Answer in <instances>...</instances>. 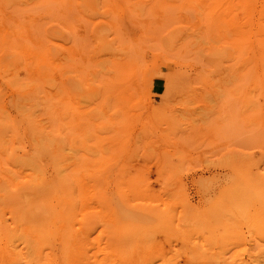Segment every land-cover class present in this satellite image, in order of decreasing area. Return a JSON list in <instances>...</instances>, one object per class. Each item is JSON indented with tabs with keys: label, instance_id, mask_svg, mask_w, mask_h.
<instances>
[{
	"label": "rangeland",
	"instance_id": "rangeland-1",
	"mask_svg": "<svg viewBox=\"0 0 264 264\" xmlns=\"http://www.w3.org/2000/svg\"><path fill=\"white\" fill-rule=\"evenodd\" d=\"M253 1L239 50L219 0H0V189L47 208L39 264L79 263L62 254L84 215L91 264H264Z\"/></svg>",
	"mask_w": 264,
	"mask_h": 264
},
{
	"label": "bare ground",
	"instance_id": "bare-ground-1",
	"mask_svg": "<svg viewBox=\"0 0 264 264\" xmlns=\"http://www.w3.org/2000/svg\"><path fill=\"white\" fill-rule=\"evenodd\" d=\"M218 1V0H217ZM219 1H221V3H224V7H222V13L224 14V16H223V14H222V16H223V20H225V21H227L226 23L227 24H230V26H231V28H232V30H233V33L234 34H232L231 36L233 37V40H232V43H231V45H233L232 47H234L235 49H236V47L240 50V49H242V47H244V45L246 44V42H247V40H248V37H249V35L251 34V32H250V29L249 28H246V26H245V24H248L249 23V21H250V18H251V16H250V8L251 7H253V5L255 4V3H253L254 1L253 0H219ZM241 11L242 13H243V16H241V15H239L240 17H242V19H240V18H238L237 17V11ZM226 14H227V17H226ZM262 19H264V5H262ZM219 22V21H218ZM221 22H224V21H221ZM220 23V22H219ZM225 23V22H224ZM222 24V23H221ZM224 25V24H223ZM259 28V31L257 32V33H254V36L256 37L255 39H257V37L259 36L260 37V44H261V48H262V51H264V25H262V27L261 26H259L258 27ZM219 35H220V33H219ZM218 38V37H217ZM217 42H218V40H217ZM213 44V43H212ZM184 47V46H183ZM219 51V50H218ZM179 80V79H178ZM43 180V179H42ZM41 179L39 180V181H37V182H35L33 185H32V187L30 188V189H26L25 190V192H28V193H32L33 191H35L37 188H39V187H42L41 185H42V183H43V181H42ZM52 182V181H51ZM47 183V182H46ZM45 183V184H46ZM49 183V182H48ZM46 185H48V184H46ZM50 185H51V183H50ZM44 187V186H43ZM67 187V186H66ZM64 188V187H63ZM67 190V189H66ZM0 192H1V197H0V206H2L6 201H8V204H9V206L10 207H14L13 209H1L0 208V241H5L6 242V244L8 245V243L9 244H12V243H16V245H17V243H18V248H13V249H7V251H6V253H5V255H2L1 256V258H0V264H18L19 263V261L21 260V256L22 257H24V258H26V259H28L29 261H30V264H39L38 263V260H37V257H43V256H41L43 253H41V249H42V247L43 246H41V248L40 249H37L36 248V242L37 241H39V239L37 240L36 239V237H38V235L36 234V233H34V224H36L37 223V220H36V223H33V219L34 218H32V217H34V214H37L38 215V213L40 212H45L46 210H47V208L46 209H25L22 205H21V200H17V204H19V205H16V199L13 197V195L11 194V193H9L6 189H4V188H1L0 189ZM65 193H68V192H65ZM67 195V194H66ZM61 196V195H60ZM64 196H65V194H64ZM68 196V195H67ZM41 203H42V205H43V200H39ZM70 201V200H69ZM85 201V200H84ZM61 202V201H60ZM79 202V201H78ZM46 203V202H45ZM45 206V205H44ZM49 208V207H48ZM51 208V207H50ZM61 208H63V207H61ZM8 210V211H7ZM51 210V209H50ZM57 210V209H56ZM59 210V209H58ZM61 210V209H60ZM63 210V209H62ZM66 210V212H69L70 211V209H64V211ZM68 210V211H67ZM73 211H70L71 213H68V215L69 214H72L73 212H75L76 214H77V212H79L78 214L80 215V214H83V213H85V212H87V209H72ZM55 211V210H54ZM63 211V212H64ZM50 212V211H49ZM58 212V214H59V211H57ZM62 212V211H61ZM60 212V213H61ZM81 212V213H80ZM83 212V213H82ZM75 213H73L72 215H74ZM13 215L10 219H11V224H12V228L13 229H11V231H10V229L8 230L7 229V224H5V223H3V221H2V218H1V215L3 216V215ZM42 214V213H41ZM46 214H47V212H46ZM46 214L44 215L45 217H47L46 216ZM75 214V215H76ZM77 214V215H78ZM36 215V216H37ZM49 215V214H48ZM52 216H53V213L51 214ZM61 215V214H60ZM71 215V216H72ZM74 215V216H75ZM50 217L49 216V218L51 219V218H53V217ZM71 216H67V218L69 217V220H70V217ZM81 216V215H80ZM80 216H77V217H75L77 220H75V221H79V218H80ZM4 217V216H3ZM37 217H39V216H37ZM82 217H83V215H82ZM43 218V217H42ZM42 218L40 217L39 219H41V222L43 221L42 220ZM48 218V217H47ZM59 218V217H58ZM62 218H63V216H62ZM84 218L85 219H83V223L82 222H80L81 220H82V218L80 219V226H78L79 227V229H81V231H80V238L82 239V242H83V245H84V247H82L81 246V244H79V242H78V239H80L79 237H77V236H74V237H70L71 238V240L72 241H70L71 243L72 242H74V243H72L71 245H69L71 248V250L70 249H68L69 250V252L66 254V253H64L63 252V254L62 255H67V257H66V259H65V262H66V260L67 259H77L78 261H79V263L78 264H91L90 263V255H89V249H88V245H89V237H90V231H89V227H88V221H86V219H87V217H85V215H84ZM45 221H46V219L45 218H43ZM49 219V220H50ZM60 219V218H59ZM49 220L47 219V224L49 223ZM68 220V221H69ZM71 220H72V222H73V219L71 218ZM71 220H70V223L71 224H68V225H72V222H71ZM45 221H43L44 222V224H42V226L41 227H43V229L45 228L46 230L48 229V227L50 226L51 227V225L49 224V226H43V225H45ZM51 221V220H50ZM60 221H62V220H60ZM75 221H74V223H75ZM35 222V221H34ZM78 222V223H79ZM39 223V222H38ZM37 223V225H39ZM53 223H54V220H53ZM78 223L76 222V224L78 225ZM10 224V223H9ZM8 224V225H9ZM58 224H60V223H58ZM75 224V225H76ZM41 225V224H40ZM61 225H62V223H61ZM33 226V227H32ZM65 226V225H64ZM62 227V228H65V227H68V226H65V227ZM9 227V226H8ZM47 227V228H46ZM49 227V228H50ZM72 227H74V226H72ZM71 227V228H72ZM36 228H38V226H36L35 227V229ZM57 228H60V227H57ZM62 228H60V229H62ZM76 227H74V229H75ZM41 229V228H40ZM60 229H58V232H59V230ZM66 229V228H65ZM42 230V229H41ZM40 230V231H41ZM46 230H44V231H46ZM67 230H68V228H67ZM38 231V229H36V232ZM48 231V230H47ZM50 231V230H49ZM62 230H60V235H61V233L63 234V231L61 232ZM69 232L70 231H72L71 229L70 230H68ZM75 231L77 232V229L76 230H74V233H75ZM78 231V232H79ZM56 232V231H55ZM47 233V232H46ZM50 233H52V232H50ZM73 232H71L70 233V235L72 234ZM73 233V234H74ZM65 234L66 233H64V236H65ZM73 234L71 235V236H73ZM78 234V233H77ZM76 234V235H77ZM39 235H41V232H40V234ZM47 235V234H46ZM66 235H68V232H67V234ZM62 236V235H61ZM79 236V235H78ZM45 237V236H44ZM50 237H52L53 238V236H50ZM56 237H57V235H56ZM55 237V238H56ZM68 237V236H67ZM46 238V237H45ZM47 238H48V235H47ZM54 238V239H55ZM58 238H59V233H58ZM69 238V237H68ZM43 239V238H42ZM50 239V238H49ZM60 239V238H59ZM58 239V240H59ZM80 239V240H81ZM44 240V239H43ZM46 240V239H45ZM44 240V241H45ZM52 240V242H53V239H51ZM56 240H57V238H56ZM61 240V239H60ZM59 240V241H60ZM63 240V239H62ZM77 241V242H76ZM46 242H48V241H46ZM51 242V243H52ZM61 242V241H60ZM63 242V241H62ZM67 242V241H66ZM65 242V243H66ZM76 242V243H75ZM81 242V243H82ZM50 243V241L48 242V244ZM45 244V243H44ZM63 244V243H62ZM38 245V244H37ZM42 245V244H41ZM51 245V244H50ZM57 245H58V248H60V246H59V243H57ZM46 246V245H45ZM39 247V246H38ZM49 246H47V248H48ZM51 247V246H50ZM66 247V246H65ZM64 247V248H65ZM10 250V251H9ZM48 250H50V248H48ZM48 250H44V251H48ZM65 250V249H64ZM67 250V251H68ZM58 251H59V249H58ZM61 251H63V248H62V250ZM74 251V252H73ZM52 252H53V248H52ZM60 252V251H59ZM48 253V252H47ZM50 253V256L51 255H53V253L51 254V252H49ZM57 254H55V256H56ZM61 255V254H60ZM54 256V255H53ZM53 256H51V258H53ZM54 256V257H55ZM46 257H48L49 258V255H47ZM45 257V258H46ZM60 257V256H59ZM23 259V258H22ZM54 259H57V256H56V258H54ZM42 260V259H41ZM50 261L52 260V259H49ZM60 260H64L63 259V256H61V259ZM59 260V261H60ZM49 261V262H50ZM51 262H53V264H55L54 263V261L52 260ZM50 262V263H51ZM57 262H58V260H57ZM65 262H63V263H65ZM21 263H22V261H21ZM49 263V264H50ZM20 264V263H19ZM28 264V263H27ZM42 264H44V263H42ZM46 264H48L47 262H46ZM57 264V263H56ZM61 264V263H60ZM76 264V263H75Z\"/></svg>",
	"mask_w": 264,
	"mask_h": 264
}]
</instances>
